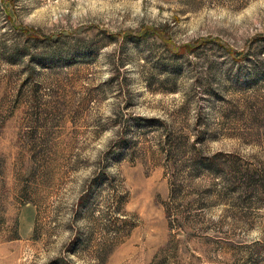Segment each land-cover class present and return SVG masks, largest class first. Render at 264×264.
<instances>
[{"label":"rangeland","instance_id":"rangeland-1","mask_svg":"<svg viewBox=\"0 0 264 264\" xmlns=\"http://www.w3.org/2000/svg\"><path fill=\"white\" fill-rule=\"evenodd\" d=\"M0 264H264V0H0Z\"/></svg>","mask_w":264,"mask_h":264}]
</instances>
